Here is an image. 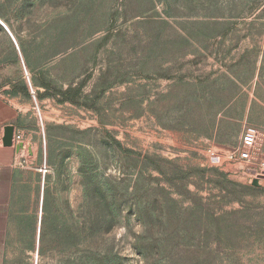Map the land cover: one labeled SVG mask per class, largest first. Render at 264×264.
Segmentation results:
<instances>
[{"label":"rangeland","instance_id":"374dc122","mask_svg":"<svg viewBox=\"0 0 264 264\" xmlns=\"http://www.w3.org/2000/svg\"><path fill=\"white\" fill-rule=\"evenodd\" d=\"M0 22V96L41 188L56 171L8 208L0 264H80L97 193L101 264H264V171L207 155L264 158V0H0Z\"/></svg>","mask_w":264,"mask_h":264},{"label":"crops","instance_id":"0c3cea01","mask_svg":"<svg viewBox=\"0 0 264 264\" xmlns=\"http://www.w3.org/2000/svg\"><path fill=\"white\" fill-rule=\"evenodd\" d=\"M23 118L21 107L18 104L0 96V207H2L0 224L3 223L0 230L8 228L6 226L9 221L8 208L10 206L16 209L20 204L32 206L35 202L38 207L39 193H50L49 191L56 183V171H54V174L52 172L49 175L47 182L45 179L43 188H41L42 176L38 168L45 160L38 158V150L28 147ZM6 126L14 127L13 136L15 134L22 136V143L25 144L23 151L16 153L14 146L4 147L2 145Z\"/></svg>","mask_w":264,"mask_h":264},{"label":"trees","instance_id":"16d2710c","mask_svg":"<svg viewBox=\"0 0 264 264\" xmlns=\"http://www.w3.org/2000/svg\"><path fill=\"white\" fill-rule=\"evenodd\" d=\"M92 206L93 210L88 216V227L85 228L88 232V237L86 239L89 240L82 241L77 245L79 254L78 261L80 264H101L105 258L103 249L104 240L106 235L110 232L111 222V215L108 212V204L105 200V195L103 196L102 193H97L96 197L93 199ZM212 217H215V215H212ZM42 221L40 230L42 229Z\"/></svg>","mask_w":264,"mask_h":264},{"label":"built area","instance_id":"2783aa9c","mask_svg":"<svg viewBox=\"0 0 264 264\" xmlns=\"http://www.w3.org/2000/svg\"><path fill=\"white\" fill-rule=\"evenodd\" d=\"M0 25L2 26L1 22H0ZM3 29L5 30L4 27ZM25 76H26L28 85L30 87L29 79H28L26 71H25ZM30 96L32 97L33 100H35L34 92L31 89V87H30ZM38 115L40 117L39 113ZM21 137L22 136L20 134H15L13 136V144L21 143L22 142ZM259 138H260V133L256 128L251 127V126H247L244 128V131L242 134V142L244 146L249 147V148L253 147V145L259 140ZM207 155L211 163H213L214 165H221L225 159H228V160H233L234 162L243 163L247 165L248 167H257V169L259 168L260 170L264 171V158L261 160L260 163H257L256 160L253 159L252 157L250 158L248 154L243 153L241 154V158H235L231 154L229 156H223L215 152L212 149H209L207 151ZM38 172L41 174L42 179H44V177L48 174V169L46 167L45 162H43V164L38 168Z\"/></svg>","mask_w":264,"mask_h":264},{"label":"water","instance_id":"95a60500","mask_svg":"<svg viewBox=\"0 0 264 264\" xmlns=\"http://www.w3.org/2000/svg\"><path fill=\"white\" fill-rule=\"evenodd\" d=\"M2 26L5 28V26L3 24H2ZM5 30L9 34L14 46L17 48L16 43H15L12 35L10 34V32L6 28H5ZM13 133H14V127L6 126L4 128V135H3V138H2V145L4 147L14 146L16 153H19L20 151L24 150V143L21 142V143L13 144ZM247 173H249L252 176L256 175V171L255 170H250L249 169V170H247Z\"/></svg>","mask_w":264,"mask_h":264},{"label":"bare ground","instance_id":"6f19581e","mask_svg":"<svg viewBox=\"0 0 264 264\" xmlns=\"http://www.w3.org/2000/svg\"><path fill=\"white\" fill-rule=\"evenodd\" d=\"M2 24L5 26V28L8 30V28H7V25H5L3 22H2ZM9 32H10V30H8ZM16 42V41H15ZM16 45L18 46V44H17V42H16Z\"/></svg>","mask_w":264,"mask_h":264}]
</instances>
